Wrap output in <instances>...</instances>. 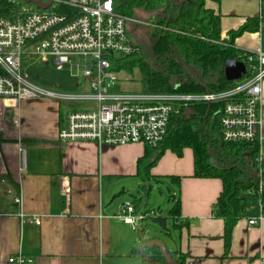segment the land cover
<instances>
[{
    "label": "crops",
    "instance_id": "0c3cea01",
    "mask_svg": "<svg viewBox=\"0 0 264 264\" xmlns=\"http://www.w3.org/2000/svg\"><path fill=\"white\" fill-rule=\"evenodd\" d=\"M206 8L220 17L227 41L258 21L257 29L235 38L233 46L240 54H264L259 0H207ZM69 73H41L42 81L49 90H79L81 78ZM66 120L62 104L54 99L0 100V264L18 253L35 264H142L143 255L135 252L136 232L118 215L130 202L127 195L139 188L150 194L151 182L165 181L175 188L173 207L180 204L174 218L175 259L183 257L184 264H264V210L258 197L243 195L245 216L226 248L224 221L214 215L222 182L194 177L191 149L181 158L166 151L147 169L153 159L140 165L147 151L142 144L60 142ZM261 120L264 135V82ZM141 201L131 203L148 213ZM255 220L259 224L250 225Z\"/></svg>",
    "mask_w": 264,
    "mask_h": 264
},
{
    "label": "built area",
    "instance_id": "2783aa9c",
    "mask_svg": "<svg viewBox=\"0 0 264 264\" xmlns=\"http://www.w3.org/2000/svg\"><path fill=\"white\" fill-rule=\"evenodd\" d=\"M35 2L50 6L42 9ZM259 2L263 9L264 0ZM261 19L264 25L263 15ZM129 21L115 11L114 0H0V100L49 98L61 104L76 103L79 108L68 114L66 125L59 132L62 143L94 142L100 147L142 144L152 148H158L166 139L176 105L225 100L220 117L222 140L256 145L259 175L246 196L261 200L264 54H242L247 61V74L237 81L236 88L225 93H116L117 61L139 53L128 35ZM145 24L153 27L147 21ZM48 57L54 59L60 71L66 66L78 70L75 76L83 81L80 79L76 93L49 90L30 79L26 66ZM118 218L141 235L140 223L151 215L138 212L133 203L127 202L120 208ZM33 221L40 224L39 218ZM258 224L256 220L250 222L252 226ZM7 264H35V261L18 253L10 256Z\"/></svg>",
    "mask_w": 264,
    "mask_h": 264
},
{
    "label": "trees",
    "instance_id": "16d2710c",
    "mask_svg": "<svg viewBox=\"0 0 264 264\" xmlns=\"http://www.w3.org/2000/svg\"><path fill=\"white\" fill-rule=\"evenodd\" d=\"M206 1L114 0L118 14L135 19L137 14L143 13L145 21L154 28L149 34L150 43L137 45L139 53L120 59L114 69L118 72L140 70L145 92L150 94H220L236 88L237 82H228L225 78V63L228 60L247 63L234 48V39L246 31H255L258 21L256 27L244 26L232 33L229 41L224 40L221 19L206 8ZM262 12L264 17V7ZM226 102L176 105L166 139L158 148L146 146L140 165L152 158L153 161L146 164L150 169L166 151L181 158L185 149H191L194 177L222 182L223 190L214 206V215L224 221V239L229 248L234 228L245 216L243 195L256 185L259 166L255 144L223 142L220 117ZM213 159H217L220 166L214 165ZM261 203L264 210V194ZM135 208L138 211L136 203ZM179 213L177 201L170 211L174 222ZM154 221L166 228L164 218L155 217ZM146 244L142 251L135 250L143 255L142 264H184L183 257L175 259L167 245L170 260L158 246L147 247Z\"/></svg>",
    "mask_w": 264,
    "mask_h": 264
},
{
    "label": "rangeland",
    "instance_id": "374dc122",
    "mask_svg": "<svg viewBox=\"0 0 264 264\" xmlns=\"http://www.w3.org/2000/svg\"><path fill=\"white\" fill-rule=\"evenodd\" d=\"M144 14L140 13L136 15L135 19H130L128 22V35L129 38L136 45L149 44V34H152L154 28L147 27L145 24ZM144 24V25H143ZM27 73L29 74L30 79L33 82H36L43 88H49L48 84H45L42 81V74L46 72H51L49 74L53 77H57L58 74L62 76H69V72L77 73L78 70L75 67L66 66L64 70L60 71L57 69L54 59L51 57L42 58L38 61H35L33 64H28L26 66ZM119 86L117 92H126V93H145V86L143 81V75L140 70L135 69L133 72L122 70L118 74ZM83 81V78H81ZM70 93H76V91H69ZM63 113L68 116V114L74 109L79 108L76 103L72 102H63ZM212 163L214 165L220 166V163L217 159H213ZM153 190L148 194L147 191L143 189H138L136 192H133L130 195H127L125 199L130 202L141 201L142 205L149 209L148 213L151 215V218L147 219L144 223H140V231L136 232V243L138 251L145 244L152 239L160 240L164 242L172 255L175 252L176 243H178V233L174 227L173 218L170 217V211L173 208V195L174 187L170 185L169 182H163L157 184L156 182L150 183ZM172 190V191H171ZM127 203V202H126ZM153 211V212H152ZM162 217L166 221V227L164 228L158 222L154 221L153 218Z\"/></svg>",
    "mask_w": 264,
    "mask_h": 264
},
{
    "label": "water",
    "instance_id": "95a60500",
    "mask_svg": "<svg viewBox=\"0 0 264 264\" xmlns=\"http://www.w3.org/2000/svg\"><path fill=\"white\" fill-rule=\"evenodd\" d=\"M28 2H31V0L30 1L28 0ZM35 4L42 9H47L50 6V3L41 4L39 2H35ZM246 74H247V67L244 62H240L237 60H228L225 63V78L228 82H237L239 80H242ZM146 245L147 247L158 246L162 250L164 256L168 260H170V255L168 254L166 246L162 241L155 240L148 242ZM142 250L143 247L140 248V251Z\"/></svg>",
    "mask_w": 264,
    "mask_h": 264
}]
</instances>
